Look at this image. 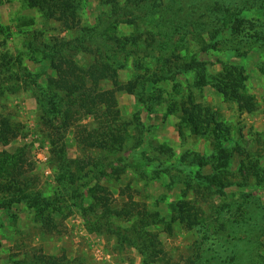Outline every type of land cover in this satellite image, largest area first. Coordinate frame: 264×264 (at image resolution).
<instances>
[{
  "label": "rangeland",
  "instance_id": "obj_1",
  "mask_svg": "<svg viewBox=\"0 0 264 264\" xmlns=\"http://www.w3.org/2000/svg\"><path fill=\"white\" fill-rule=\"evenodd\" d=\"M0 264H264V0H0Z\"/></svg>",
  "mask_w": 264,
  "mask_h": 264
},
{
  "label": "trees",
  "instance_id": "obj_2",
  "mask_svg": "<svg viewBox=\"0 0 264 264\" xmlns=\"http://www.w3.org/2000/svg\"><path fill=\"white\" fill-rule=\"evenodd\" d=\"M47 5H48L47 2H45L41 7L42 8L47 7ZM47 11H48L47 13H49L50 16H54V13H56L54 8H51L50 6L47 7ZM60 19L67 21L68 16L66 15V12L62 11ZM58 53L61 54L60 51ZM192 65L195 69V72L198 75L202 76V72L197 68L196 63L194 62ZM77 70H79V68H77ZM79 75L80 76L82 75V77L79 78L78 77ZM79 75H77V73L75 72L67 73L65 72V70H61V72L58 74V79L55 81V85L56 88L63 93H68L71 91L76 93L78 92V95L75 99H72V97L69 94H67L66 96L67 103L69 104V108L71 109L76 108V109L84 110L87 109L88 104L93 101L91 99V96L97 91V86H99V84H101V82H103L104 80L108 79L110 73L106 67L101 66L99 63H97L93 67H91L88 71L80 72ZM88 84L91 85V88L87 87ZM144 235L148 237L149 240L151 239V235L149 233H145ZM146 251L149 255L151 254L150 248L147 247L144 253Z\"/></svg>",
  "mask_w": 264,
  "mask_h": 264
},
{
  "label": "built area",
  "instance_id": "obj_3",
  "mask_svg": "<svg viewBox=\"0 0 264 264\" xmlns=\"http://www.w3.org/2000/svg\"><path fill=\"white\" fill-rule=\"evenodd\" d=\"M39 160L42 161V162H45V161H46V158H45V157H40V156H39Z\"/></svg>",
  "mask_w": 264,
  "mask_h": 264
}]
</instances>
